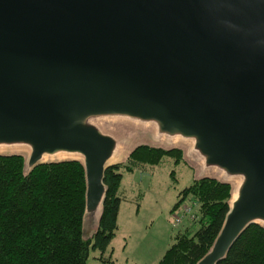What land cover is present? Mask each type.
Masks as SVG:
<instances>
[{
	"label": "water",
	"instance_id": "1",
	"mask_svg": "<svg viewBox=\"0 0 264 264\" xmlns=\"http://www.w3.org/2000/svg\"><path fill=\"white\" fill-rule=\"evenodd\" d=\"M101 115L155 121L243 176L196 263L216 264L264 223V0H0V144L29 145V168L80 154L87 212L115 146Z\"/></svg>",
	"mask_w": 264,
	"mask_h": 264
},
{
	"label": "trees",
	"instance_id": "2",
	"mask_svg": "<svg viewBox=\"0 0 264 264\" xmlns=\"http://www.w3.org/2000/svg\"><path fill=\"white\" fill-rule=\"evenodd\" d=\"M166 155L181 161L179 148L139 144L125 162L106 169V193L92 234L101 260L112 262L104 253L124 199L122 173L145 171ZM86 187L83 159L46 160L29 168L24 154L0 152V264H89L91 238H84L82 229ZM189 196L198 203L193 220L198 226L192 233L178 232L156 264H196L220 233L230 207V183L203 175L180 190L175 205ZM216 264H264V223L249 224Z\"/></svg>",
	"mask_w": 264,
	"mask_h": 264
},
{
	"label": "rangeland",
	"instance_id": "3",
	"mask_svg": "<svg viewBox=\"0 0 264 264\" xmlns=\"http://www.w3.org/2000/svg\"><path fill=\"white\" fill-rule=\"evenodd\" d=\"M87 122L115 140L112 155L117 157L111 164L125 162L129 151L139 144L164 149L179 148L182 153L178 163L166 155L157 165L145 171L122 173L119 195L124 196V199L118 210L117 229L104 254L105 257L111 255V263L101 260L99 250L92 247V234L97 229L99 211H85L83 236L92 239L87 259L89 264L157 263L158 257L173 243L178 232L192 233L198 226L194 222L198 218V203L192 197L175 205L180 199V190L193 179L209 175L227 181L231 185L230 204L236 198L243 176L230 175L217 166L206 165L204 156L194 146V138L162 133L155 121L125 115L93 116ZM0 152L22 153L28 160L30 147L19 143L0 144ZM65 153V157L55 154L48 158L80 157L78 154L69 156V153ZM185 208H191V211L183 217ZM176 216H180V222L173 224Z\"/></svg>",
	"mask_w": 264,
	"mask_h": 264
},
{
	"label": "bare ground",
	"instance_id": "4",
	"mask_svg": "<svg viewBox=\"0 0 264 264\" xmlns=\"http://www.w3.org/2000/svg\"><path fill=\"white\" fill-rule=\"evenodd\" d=\"M58 157H65L67 154L65 153V152H58V153H55ZM55 154H52V155H55ZM77 153H69V156H72V155H76ZM80 157H77V159H83L82 158V156L80 155V154H78ZM48 154H44L43 156H42V160H44V161H46V160H52V157H51V159H49L48 158ZM117 157V156H116ZM116 157H115V155L113 154L110 158H109V160H108V162L110 163V162H113V161H115L116 160ZM99 208H100V206H99ZM98 208V209H99Z\"/></svg>",
	"mask_w": 264,
	"mask_h": 264
},
{
	"label": "built area",
	"instance_id": "5",
	"mask_svg": "<svg viewBox=\"0 0 264 264\" xmlns=\"http://www.w3.org/2000/svg\"><path fill=\"white\" fill-rule=\"evenodd\" d=\"M191 211V208H185L184 210H183V214H182V216L184 217V215L185 214H188L189 212ZM180 216H176L175 218H174V220H173V224H177V223H179L180 222Z\"/></svg>",
	"mask_w": 264,
	"mask_h": 264
},
{
	"label": "crops",
	"instance_id": "6",
	"mask_svg": "<svg viewBox=\"0 0 264 264\" xmlns=\"http://www.w3.org/2000/svg\"><path fill=\"white\" fill-rule=\"evenodd\" d=\"M119 207H120V206H119ZM104 254H105V253H104ZM161 256H162V255H161ZM161 256H160V257H161ZM160 257H158V259H159ZM110 259H111V261H112L111 255H110ZM158 259H157V260H158ZM157 260H156V262H157ZM110 263H111V262H110ZM155 264H156V263H155Z\"/></svg>",
	"mask_w": 264,
	"mask_h": 264
}]
</instances>
